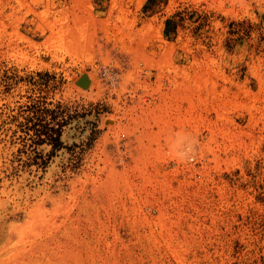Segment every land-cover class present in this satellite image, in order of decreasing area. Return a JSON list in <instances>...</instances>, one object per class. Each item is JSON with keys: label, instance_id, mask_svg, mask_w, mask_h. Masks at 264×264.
<instances>
[{"label": "rangeland", "instance_id": "374dc122", "mask_svg": "<svg viewBox=\"0 0 264 264\" xmlns=\"http://www.w3.org/2000/svg\"><path fill=\"white\" fill-rule=\"evenodd\" d=\"M147 3L0 0V113L74 114L44 169L0 128V264H264V0Z\"/></svg>", "mask_w": 264, "mask_h": 264}, {"label": "trees", "instance_id": "16d2710c", "mask_svg": "<svg viewBox=\"0 0 264 264\" xmlns=\"http://www.w3.org/2000/svg\"><path fill=\"white\" fill-rule=\"evenodd\" d=\"M144 5V10H148L150 2ZM182 10L175 11L164 21L163 33L166 37L172 38L177 33V28L183 25L184 15ZM38 76H47L46 72H38ZM74 114L59 101L43 99H33L0 113V128L5 124H13L18 127L21 134L17 137L21 141L22 147L18 151L25 153V158L20 159L23 166L34 165L44 169L49 159L60 148L64 147L61 135ZM16 130H13L15 133ZM49 145L50 150L43 154L38 151L39 145Z\"/></svg>", "mask_w": 264, "mask_h": 264}, {"label": "clouds", "instance_id": "9594fccd", "mask_svg": "<svg viewBox=\"0 0 264 264\" xmlns=\"http://www.w3.org/2000/svg\"><path fill=\"white\" fill-rule=\"evenodd\" d=\"M194 148L192 146H187L183 151L178 152L177 156L181 160H188L191 156V154L194 152Z\"/></svg>", "mask_w": 264, "mask_h": 264}, {"label": "water", "instance_id": "95a60500", "mask_svg": "<svg viewBox=\"0 0 264 264\" xmlns=\"http://www.w3.org/2000/svg\"><path fill=\"white\" fill-rule=\"evenodd\" d=\"M76 83L83 88H87L90 84V80H89L87 74L84 73L78 78Z\"/></svg>", "mask_w": 264, "mask_h": 264}, {"label": "built area", "instance_id": "2783aa9c", "mask_svg": "<svg viewBox=\"0 0 264 264\" xmlns=\"http://www.w3.org/2000/svg\"><path fill=\"white\" fill-rule=\"evenodd\" d=\"M104 73L108 75V80L110 81V83L116 80V74L114 73V71H111L110 69H105Z\"/></svg>", "mask_w": 264, "mask_h": 264}]
</instances>
